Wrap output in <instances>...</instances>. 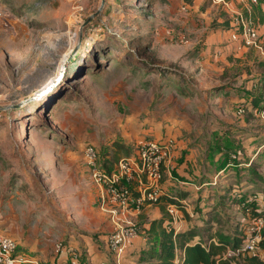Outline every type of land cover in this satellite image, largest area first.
<instances>
[{
  "label": "rangeland",
  "instance_id": "rangeland-1",
  "mask_svg": "<svg viewBox=\"0 0 264 264\" xmlns=\"http://www.w3.org/2000/svg\"><path fill=\"white\" fill-rule=\"evenodd\" d=\"M226 1L0 0V233L32 248L44 227L47 240H62L77 223L73 202L93 183L87 146L106 169L114 140L120 156L172 137L163 191L184 189L195 215L184 218L196 227L212 215L203 239L243 234L247 207L264 205V114L247 105L264 97V64L225 58L227 39L239 40L231 32L240 5L252 7ZM197 197L206 204L195 214ZM100 206L113 221L109 204ZM129 210L148 244L143 226L163 213L145 200ZM230 248L225 255L238 252Z\"/></svg>",
  "mask_w": 264,
  "mask_h": 264
},
{
  "label": "built area",
  "instance_id": "built-area-1",
  "mask_svg": "<svg viewBox=\"0 0 264 264\" xmlns=\"http://www.w3.org/2000/svg\"><path fill=\"white\" fill-rule=\"evenodd\" d=\"M221 5L227 3L226 0H212ZM251 4L257 0H250ZM247 11L248 14L245 13ZM245 11L239 13L236 31L231 32L233 38L239 40L247 46L260 49L264 54V48L259 39L256 24L249 13L250 6H246ZM244 111V106L239 105L237 112ZM174 143L172 137L160 139H148L139 143L129 154L120 157L113 166L107 170L97 162V154L94 148L89 145L85 149L84 160L89 167V175L94 184L106 191L109 197L110 211L112 213L124 212L129 209L131 202L139 207L141 201L156 200L164 191L160 186L162 178L161 164ZM137 192L138 197L133 196L132 191ZM104 198V195H103ZM165 212L168 228L174 233L184 229V214H192L189 203L185 197H179L178 201L165 202ZM248 227L244 230L243 245L244 250L256 253L264 259V244L259 245L261 239V228L264 224L263 217H249ZM137 233L135 224L126 221L118 225L106 235L108 249L119 257L129 239ZM202 245L207 248L208 242L203 241ZM56 250L68 253V257L61 259L58 264H83L79 261L80 252L66 246L62 241L56 243ZM185 250L179 245L175 246L174 264H184ZM41 264L36 258H31L18 249L16 239L8 233H0V264Z\"/></svg>",
  "mask_w": 264,
  "mask_h": 264
},
{
  "label": "crops",
  "instance_id": "crops-1",
  "mask_svg": "<svg viewBox=\"0 0 264 264\" xmlns=\"http://www.w3.org/2000/svg\"><path fill=\"white\" fill-rule=\"evenodd\" d=\"M247 4L248 3L243 2L240 5V7L241 8H243V6L246 7ZM260 5H261V9L264 11V3H261ZM255 24L257 27L259 39L264 41V22L256 21ZM230 30L231 29L229 28V32ZM223 50L225 52L224 53L225 58L228 60H235V59L237 60L240 57L247 60V63H255L258 60H260L259 59L260 57L255 59L256 56H258V52L256 49H254L252 46L241 44L240 40L238 39L236 40L230 38L227 39V41L224 43ZM232 56H235V58H233ZM225 62L229 64L227 60H225ZM259 74L260 72L251 75L257 76ZM218 86H220V84H218ZM253 95L254 94L248 97V100L250 99L251 101ZM250 101L247 103V105H250ZM241 105L244 106V104ZM220 172L221 170L214 173V178L215 176H218ZM87 177L91 181L90 176L88 175ZM212 182L215 183L213 179ZM177 191H184V189H178V190L176 189L171 192L174 193ZM83 197L86 198L87 200L86 202H83L82 200ZM201 198L202 197L200 198L197 197V200L194 203V207L196 204H199L200 202L201 204H203V206L206 204V202L203 199H202L203 201L200 200ZM103 201L109 204L108 195L106 197L102 189L98 187L96 184L92 183L90 189L88 188L87 190V194H85L84 196H78L76 201L73 202V204H75L74 208L77 214L76 215L77 223H73L72 226L70 225L69 226L70 229L68 230L62 228V231L60 232V234H62L61 236H63L62 240L59 239L58 241H56L57 239L55 240L49 238L47 240L46 237L48 236V232L46 230V227H44L43 234L46 237L42 236L41 239L36 241V248H32V246L22 243L21 245H18L19 251L21 250L23 253H25L27 256L31 258H36L41 264H58V262L61 259L68 257L67 252L62 251L59 253L56 250V243L62 241L66 246L76 249L77 251L80 252L79 261L83 264H151L149 262H140L138 260L139 254L147 246V243H145L144 237L141 234L142 232L136 233L133 237L129 239L123 253L119 257H117L113 252H111L108 249L105 241L106 235L111 230L115 229L118 225L124 224L127 220L131 221V217L129 216V214L132 212L129 209H127L124 212L118 211L115 213L113 217V221H111L107 213L104 211L103 207L100 206V203H102ZM153 204L156 205L163 214L165 213L164 202H163L164 210L161 209L159 204H155V203ZM186 214L188 213H185V215ZM195 214H197L196 211ZM160 215L161 213L155 211L151 216V219L159 218ZM194 216L195 215H193L192 217ZM191 218H189L190 219L189 222L186 221L184 218L183 230H186L190 224H196L195 221L191 220ZM46 225H48L49 228H51L50 226H53L49 223H46ZM81 230L84 232H81ZM54 240L56 241V243H53ZM210 240L214 241L215 239L214 237H212L208 240L204 239L203 241L210 242ZM52 244L54 247L50 251V247L52 246ZM30 251L32 252V254L28 253Z\"/></svg>",
  "mask_w": 264,
  "mask_h": 264
},
{
  "label": "trees",
  "instance_id": "trees-1",
  "mask_svg": "<svg viewBox=\"0 0 264 264\" xmlns=\"http://www.w3.org/2000/svg\"><path fill=\"white\" fill-rule=\"evenodd\" d=\"M191 2L192 0H186ZM261 3L264 0H257L253 3L249 16L254 23L256 21L264 22V11L261 9ZM246 14L247 11H245ZM259 65L264 64L263 59L256 62ZM263 86H264V74H263ZM250 105L255 108H259L264 114V97L260 94L253 95L250 101ZM112 146L113 161H117L120 157L129 155L132 150L126 149L125 155L119 156L120 147L123 143L119 140H114ZM103 165L109 170L113 165H108L106 161H103ZM185 191L170 192L164 191L159 195L156 200H147L159 204L161 209L164 210L163 202L178 201L179 197H183ZM199 204L195 205L194 211L201 210ZM247 212L250 217H263L264 218V205L262 207H247ZM198 213V212H197ZM201 214V211L199 212ZM202 226L196 227L195 224H190L186 230L173 232L172 229L166 228V212L162 217L150 220V222L143 226V232L152 236L153 239L148 242L147 246L142 250L138 256L140 262H149L156 264H174L173 259L175 255V246L179 245L185 250L184 264H264V259L258 256L256 253H250L242 248L243 236L236 232L218 231L217 233H209V239L214 237V241L208 242V247L205 248L202 245L203 238L202 232H207V224H210L212 215H201ZM241 230V229H240ZM245 230V229H244ZM244 230L242 232H244ZM261 239L259 245L264 244V224L261 228ZM216 237V238H215ZM231 247L232 251H238L230 256L225 255L228 252L227 248ZM233 252V253H234Z\"/></svg>",
  "mask_w": 264,
  "mask_h": 264
}]
</instances>
